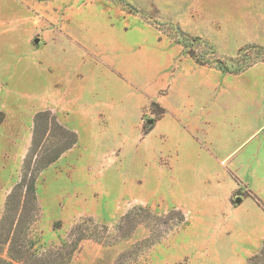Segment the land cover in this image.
I'll list each match as a JSON object with an SVG mask.
<instances>
[{"label": "rangeland", "instance_id": "1", "mask_svg": "<svg viewBox=\"0 0 264 264\" xmlns=\"http://www.w3.org/2000/svg\"><path fill=\"white\" fill-rule=\"evenodd\" d=\"M40 112L77 144L23 215L38 256L248 264L263 250L264 0H0V222ZM201 178L226 195L196 200Z\"/></svg>", "mask_w": 264, "mask_h": 264}, {"label": "trees", "instance_id": "2", "mask_svg": "<svg viewBox=\"0 0 264 264\" xmlns=\"http://www.w3.org/2000/svg\"><path fill=\"white\" fill-rule=\"evenodd\" d=\"M153 106L157 105L153 103ZM55 128L59 131V134L54 133ZM56 136L58 138V143L54 145L55 148L53 147L55 150L50 152V154L39 156L38 150L41 146H44V142L49 141L50 137L53 139ZM76 144V134L60 127L55 120L50 118V113L40 112L37 114L32 146L23 164L21 180L8 196L6 202V210L8 212L0 222V229L5 232L7 231V234L5 232L0 233V255L2 247L5 245L8 247L11 259V261H8L0 256V264H58L60 258L64 257L62 253H59L60 258L55 257V254H52L54 258L47 255L38 256L33 251V245L35 243L32 242V239L28 236L22 237L17 233L25 228L23 226V215L30 206L34 205L36 202V184L39 175L51 164L58 161L65 152L72 149ZM17 204H19V209L21 208V213L20 218L16 222V220L10 219L9 215L11 207H15ZM10 232H14V235L11 236ZM67 247V242H62L60 251H64ZM75 250L76 247H74L73 251L67 252V255L71 256ZM248 264H264V248L260 254L252 257L250 261H248Z\"/></svg>", "mask_w": 264, "mask_h": 264}, {"label": "crops", "instance_id": "3", "mask_svg": "<svg viewBox=\"0 0 264 264\" xmlns=\"http://www.w3.org/2000/svg\"><path fill=\"white\" fill-rule=\"evenodd\" d=\"M258 131H259V129H258ZM255 133H256V131H255ZM254 150H256V148ZM204 173L205 172H201L200 174L203 175ZM214 180H216V178ZM199 181L202 183V185L199 186L197 184L196 187L195 186L193 187V189L195 190L194 192L196 195L195 196L196 200L198 198L202 199L203 194H206L209 197L210 201H219V199H220L219 197L221 196L222 193H224V196L226 195V192L224 191V189H222V187L219 186L218 182L212 181V184H209L207 182H204V180H202V178ZM234 188H236V187L230 186L229 188H227L226 189V191H228L227 194H229L233 190H235ZM217 190H220L221 193H218ZM199 201H202V200H199Z\"/></svg>", "mask_w": 264, "mask_h": 264}, {"label": "water", "instance_id": "4", "mask_svg": "<svg viewBox=\"0 0 264 264\" xmlns=\"http://www.w3.org/2000/svg\"><path fill=\"white\" fill-rule=\"evenodd\" d=\"M36 42H38V41H36ZM236 201H237V202H240V201H241V199H237Z\"/></svg>", "mask_w": 264, "mask_h": 264}]
</instances>
